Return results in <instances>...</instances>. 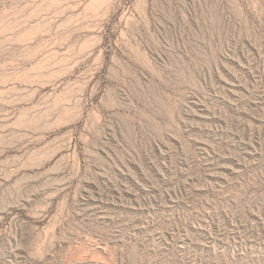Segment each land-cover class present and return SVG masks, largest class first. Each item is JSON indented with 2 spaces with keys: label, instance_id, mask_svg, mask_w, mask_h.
Masks as SVG:
<instances>
[{
  "label": "rangeland",
  "instance_id": "rangeland-1",
  "mask_svg": "<svg viewBox=\"0 0 264 264\" xmlns=\"http://www.w3.org/2000/svg\"><path fill=\"white\" fill-rule=\"evenodd\" d=\"M0 264H264V0H0Z\"/></svg>",
  "mask_w": 264,
  "mask_h": 264
}]
</instances>
